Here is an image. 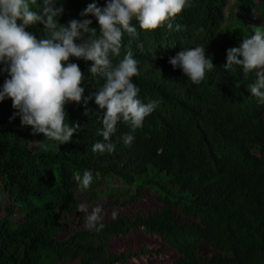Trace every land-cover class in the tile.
Here are the masks:
<instances>
[{"label":"trees","instance_id":"obj_1","mask_svg":"<svg viewBox=\"0 0 264 264\" xmlns=\"http://www.w3.org/2000/svg\"><path fill=\"white\" fill-rule=\"evenodd\" d=\"M103 7L106 0H58L64 12L60 24L82 17L88 4ZM42 0H36L34 10ZM173 21L150 31L125 34L121 54L138 60L132 78L144 103L159 101L143 126L132 132L120 121L112 136L115 151L93 153L103 137L101 111L94 99L84 115L83 102L65 106V123L79 122L71 142L61 144L32 134L22 126L12 100L0 101V264H264V104L248 85L256 70L240 66L226 70L227 50L239 47L250 25L264 31V0H190ZM19 23V21H18ZM176 25L180 30H175ZM46 35L40 24L28 29ZM143 48H138V44ZM203 46L216 66L194 84L169 59L187 48ZM85 75L87 97L104 80L89 74L91 61L70 57ZM2 67V66H0ZM7 73L0 72V89ZM239 83V87L236 84ZM134 140L125 145L123 137ZM165 172L178 194L165 188L150 192L142 182L124 195L85 191L74 174L90 171L99 181L108 174L130 185L148 167ZM95 186L96 184L93 183ZM92 185V186H93ZM100 206L104 227L85 226ZM113 212L117 215L113 217ZM73 214V216H71Z\"/></svg>","mask_w":264,"mask_h":264},{"label":"clouds","instance_id":"obj_2","mask_svg":"<svg viewBox=\"0 0 264 264\" xmlns=\"http://www.w3.org/2000/svg\"><path fill=\"white\" fill-rule=\"evenodd\" d=\"M57 2L42 0L38 10H34L36 0H0V72L9 77L0 89V101L12 100L13 108L18 110L13 118L19 115L21 125L31 126L33 135L42 133L47 139L66 144L80 131L81 125L65 123V106L70 102H83L84 115L88 116L93 112L87 105L94 99L101 110L93 114L102 122L97 134L103 141L94 143L92 152L112 153L115 144L111 138L118 122L129 124L135 132L159 104L157 100L144 103L138 98L140 89L132 78L138 75L139 62L131 51L113 63V57L121 54L123 37L127 34L136 39L138 33L133 20L144 31L164 25L173 30L175 17L192 5L190 0H106L103 7L94 2L80 13L82 17H95L99 27L93 28V20L87 18L60 24L57 18L64 8L57 6ZM35 24L42 25L46 35L38 37L28 30ZM250 27L254 34L244 35L239 47L227 50L224 68L228 71L240 66L245 78L256 70V79L248 89L264 104V31L261 27ZM175 30L179 31L180 26L176 25ZM137 47L142 49L143 44ZM70 57L91 61L89 74L104 80L102 86L87 97L82 86L85 75L77 63L69 62ZM169 63L182 69L194 84H200L206 71L216 68L203 46L187 48L170 58ZM133 140L131 133L123 137L125 145H131ZM74 179L82 189H87L93 176L86 170L82 176L74 174ZM78 211L88 213L87 206L80 204ZM101 211L97 206L86 215L87 228L103 229V223L97 227L102 220ZM116 215L113 212V217Z\"/></svg>","mask_w":264,"mask_h":264},{"label":"rangeland","instance_id":"obj_3","mask_svg":"<svg viewBox=\"0 0 264 264\" xmlns=\"http://www.w3.org/2000/svg\"><path fill=\"white\" fill-rule=\"evenodd\" d=\"M229 3H233L234 0H228ZM83 175V174H82ZM81 175V176H82ZM168 175L165 172H156L154 168L150 166L148 169L139 175L134 177V181L130 185L123 184L120 179L115 176L114 174H108L106 177L102 178L101 180L97 179V181L92 180L89 188L84 189L85 191H89L90 189H97L99 195H107V194H122L124 196H119L118 199H122L129 194H131L136 186L137 183L142 182L146 185V188L150 192H163L165 188L172 189L176 191L178 194H185L184 191H179L176 185H172L167 181ZM93 183L96 185L94 186ZM93 185V186H92ZM87 206L88 212H92V208L90 210L89 204L82 203ZM5 213L3 210L0 209V218L4 217ZM73 216V214L71 215Z\"/></svg>","mask_w":264,"mask_h":264}]
</instances>
